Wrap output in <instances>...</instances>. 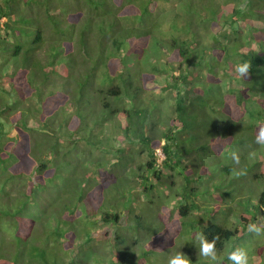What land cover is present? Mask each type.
<instances>
[{
    "label": "trees",
    "instance_id": "1",
    "mask_svg": "<svg viewBox=\"0 0 264 264\" xmlns=\"http://www.w3.org/2000/svg\"><path fill=\"white\" fill-rule=\"evenodd\" d=\"M235 3L0 0V264H216L198 233L264 264V0Z\"/></svg>",
    "mask_w": 264,
    "mask_h": 264
},
{
    "label": "clouds",
    "instance_id": "2",
    "mask_svg": "<svg viewBox=\"0 0 264 264\" xmlns=\"http://www.w3.org/2000/svg\"><path fill=\"white\" fill-rule=\"evenodd\" d=\"M249 67L250 65L248 63L238 64L235 67V71L240 76H245L249 71ZM256 142H264V128L260 129ZM156 153L157 156L158 154L162 155L159 150ZM232 159L235 163H239V157L236 153H232ZM248 232L256 236L264 235V217H259L257 222L249 224ZM197 239L200 242L199 254L202 257L207 258L209 261H214L216 264H219V258L215 248L216 237H213V239L209 241L202 233H198ZM227 258L232 262V264H248L247 251L241 246H235L234 249L229 252ZM168 264H191V260L185 253L178 252L174 257L169 259Z\"/></svg>",
    "mask_w": 264,
    "mask_h": 264
},
{
    "label": "rangeland",
    "instance_id": "3",
    "mask_svg": "<svg viewBox=\"0 0 264 264\" xmlns=\"http://www.w3.org/2000/svg\"><path fill=\"white\" fill-rule=\"evenodd\" d=\"M236 1H237V3H235L236 7H238L240 4H245L248 8H249V3L251 4V3H253V1H254V2H257V1H258V2H259V0H236ZM239 2H240V3H239ZM159 4H160V6H161V9H162V10H165V11L175 10L176 7H177V4H176L175 2L159 3ZM233 5H234V4H233ZM235 5H234V7H235ZM253 6H254V4L251 6L250 9H252ZM229 10H231L230 7H229ZM242 15H244V16H249V15H251V14H250V12L247 10V11H245V12H242ZM168 25H169V20L166 21V22L163 24V28H164L165 31H168V30H169ZM233 86H234V84L232 85V87H233ZM225 89H226V86L223 87V91H225ZM158 156H159V160L162 159V155H159V154H158ZM49 175H50V174H49ZM166 196H167V193H165V196H164V197H166ZM164 220H167V218L165 217ZM149 222H150L149 220H146L147 225H149ZM141 233H142V234H147L144 230H142Z\"/></svg>",
    "mask_w": 264,
    "mask_h": 264
}]
</instances>
